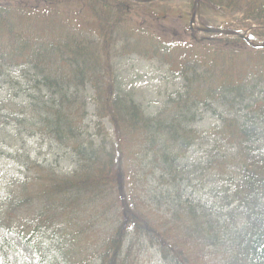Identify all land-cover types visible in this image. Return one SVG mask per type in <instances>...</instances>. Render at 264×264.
Instances as JSON below:
<instances>
[{
	"label": "trees",
	"instance_id": "obj_1",
	"mask_svg": "<svg viewBox=\"0 0 264 264\" xmlns=\"http://www.w3.org/2000/svg\"><path fill=\"white\" fill-rule=\"evenodd\" d=\"M40 1L59 11L62 2L71 0ZM205 1L222 10L228 27L264 25V0ZM121 9L102 15L93 7L97 13H92L94 25L88 31L97 39L77 40L73 13L66 12L70 16L60 21L41 8L0 4V81L16 84L11 69L17 67L19 78L38 85L37 94L12 97L18 107L27 99L18 112L2 113L13 103L0 100V128L11 125L17 135L52 138L77 163L67 176L49 167L50 183L40 188L39 200L46 201L42 208L34 207L27 217L15 209L11 217L19 219V235L32 247L36 264L68 262L65 218L79 211L103 227L88 264H132V254L140 250L133 252L136 246L156 249L167 264H209L213 256L218 264H264V121L259 122L264 116V48L254 49L240 37L206 39L195 32L189 41L175 40L130 25L132 11ZM252 34L264 38V27ZM130 54L160 60L182 79L156 114H146L110 60ZM90 101L97 120L111 124L113 139L95 142L89 133L84 120ZM218 107L223 108L216 113L219 125L207 131L194 127L205 112ZM196 145L206 146L204 153L185 161ZM144 177H158L151 185H174L178 193L163 204L165 193L145 189L150 181ZM206 182L211 201L185 192L188 184ZM150 201L158 206L156 217L149 211L155 209ZM13 207H18L15 198H6L0 216ZM0 249L4 260L10 251L15 264H25L5 237Z\"/></svg>",
	"mask_w": 264,
	"mask_h": 264
},
{
	"label": "rangeland",
	"instance_id": "obj_2",
	"mask_svg": "<svg viewBox=\"0 0 264 264\" xmlns=\"http://www.w3.org/2000/svg\"><path fill=\"white\" fill-rule=\"evenodd\" d=\"M92 1L96 2V0H71L69 2H62V6L59 7V11L53 8H47L44 6L43 2L40 0H0V4L4 3H10V4H19L22 6H32L36 8H41V10L50 12L52 15H54L55 19H58L60 21L63 20V18L70 16L69 13H75L74 23H75V35H77V40L87 38L91 39H97L96 35H93L91 31H88L90 27H93L91 15H92ZM192 0H158L153 5H146V9L148 11H153L158 16L163 15V11L167 10V18L166 20H154L153 16L147 15L145 16L146 20V26H148L151 30L155 29L157 27H160V24L165 28V31H167L170 35L169 37H172L174 39L177 38H187L186 35L183 32V29L188 26V20H189V12L191 8ZM65 6L66 10L64 9ZM125 7V3H122L118 6L117 9ZM136 8H140V6H137ZM116 9V10H117ZM122 10V9H121ZM125 11V10H122ZM63 12V14H62ZM202 12V10H201ZM212 12V11H211ZM59 13V14H58ZM206 12L203 13V15ZM214 13V12H213ZM182 15V17H180ZM201 15V13H200ZM202 15V19H203ZM218 17L215 15H212L211 13H208V15L205 16L207 20H210L211 22H215V20H224L222 19L223 14L219 12L217 14ZM223 16V17H222ZM235 18V17H233ZM232 18V19H233ZM131 22L134 20V15L130 17ZM137 22V19H135ZM216 21V22H218ZM159 22V23H158ZM200 20L198 21V23ZM124 24V22H123ZM130 24V23H129ZM131 25V24H130ZM37 29V26L35 27ZM32 32H34V29H31ZM64 33H66V28L63 29ZM46 33V32H45ZM47 35H53L52 33H46ZM87 37V38H86ZM53 38H56L53 37ZM51 39H44V41H50ZM256 41L262 42V39H255ZM48 43V42H47ZM120 45V43H118ZM110 60H113V66L116 67L118 73L121 75L122 83L125 85L126 89L130 90L136 101H138L141 106L144 108V110L149 114L156 113L162 106L164 95H166L170 92L175 91L177 87L180 86L181 81L179 79H174L172 74L168 72L167 66H160V64L156 61H150L143 58H140L136 55H129L126 57H120V58H114L111 57ZM115 69V70H116ZM116 71V73H117ZM12 76L15 78L17 77L18 71L17 67H14L11 69ZM34 73L35 71H31ZM1 79V77H0ZM17 80L19 82V85L14 84L15 80H9V82L0 81V100L1 99H9L13 104L6 105L5 110L2 111V113L6 112L8 109H11L13 111L18 112L20 110V107L24 104H26L27 99L25 102L22 103L21 106H15L14 104V95H25L26 93H34L37 94L38 85L34 86L32 81H27L26 79L17 77ZM4 83V84H1ZM22 84V85H20ZM24 88L26 89L25 91ZM87 90L91 93L90 89L87 88ZM29 100V99H28ZM18 101V100H16ZM21 101V100H19ZM31 101V99H30ZM264 102V101H263ZM91 103V101H90ZM264 110V104L261 107L260 111ZM213 116L205 117L203 121L199 122L198 125L202 128L208 127L209 125H213ZM264 121V116L259 120V122ZM85 122H87L90 125V131L94 127V124L96 122V118L93 115V108L89 104L88 107V116L86 117ZM1 125H4L0 122ZM24 126L29 129L25 124ZM104 126L106 128H109V124L104 122ZM261 126L264 127V122L261 124ZM14 126H8L6 130H2L0 128V197L5 195L8 190L11 189L10 183L12 182V177H23L25 175V171L20 166H17L9 157V151L11 147L19 148L21 159L26 161V154L29 153L31 159H36L41 163H53V165H56V168L58 169V173L65 174L71 171V164L69 163L70 158L68 155L64 156L63 151H61L55 144L52 143V141L41 138L38 136L35 137H26V133H23L22 136L16 135L17 133L14 131ZM105 128V129H106ZM104 131H102L103 136ZM112 135V131L110 132ZM204 149V146H195L193 147L189 153L187 154L186 160H190V162L194 159H197L196 157H199L201 151ZM148 172V170L146 171ZM142 178V177H139ZM146 180H149L150 183L147 181V185L145 186V189L147 190H155L157 193H165L161 197V202L163 204H167V200H171L175 197V195L178 193V188L174 185L169 187L167 184L159 185L156 181V185H151L153 180H156L157 177H144ZM187 178V177H185ZM185 183H182V188ZM180 186V185H178ZM13 188H15L13 186ZM170 188V190H169ZM142 192V191H140ZM185 192L192 193L195 197L201 198L202 201H208L212 200L213 195L211 190L208 189L207 184H196V185H189L186 187ZM143 194V193H141ZM150 204L155 207V202L150 201ZM155 207L154 211L149 210L152 212L153 216L156 217L157 214V208ZM165 207V206H163ZM161 211V210H160ZM163 211V210H162ZM162 217V216H161ZM163 218V217H162ZM6 223V222H5ZM14 223V222H13ZM7 224V223H6ZM99 224H101L98 221H95L94 219H88L83 225L84 227H87L88 225H91L93 228L90 231H83L82 233L71 236L74 232H70L68 234L69 239V246L66 253V258L68 262H61V264H88L86 260L88 255L90 254L91 248L95 245H99L100 243V237L103 234V227H98ZM98 231V232H97ZM3 234L2 231H0V235ZM7 237L13 241V243L18 247L19 251L24 255V257L27 259L28 264H33L32 259V252L30 248L21 240L20 237L15 235L14 233H8ZM139 246H136L133 249V252L138 250ZM132 264H166L161 261L159 255L153 251H142L139 254H132ZM1 264V260H0ZM11 264V263H9ZM210 264H216L215 262H210Z\"/></svg>",
	"mask_w": 264,
	"mask_h": 264
},
{
	"label": "water",
	"instance_id": "obj_3",
	"mask_svg": "<svg viewBox=\"0 0 264 264\" xmlns=\"http://www.w3.org/2000/svg\"><path fill=\"white\" fill-rule=\"evenodd\" d=\"M208 31H218V29L217 30H209L208 29ZM255 45V44H254ZM255 46H262V45H255Z\"/></svg>",
	"mask_w": 264,
	"mask_h": 264
}]
</instances>
